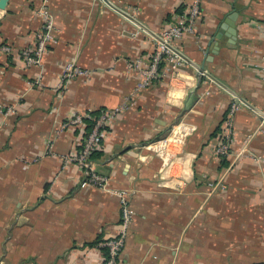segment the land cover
Returning a JSON list of instances; mask_svg holds the SVG:
<instances>
[{
    "label": "crops",
    "instance_id": "obj_1",
    "mask_svg": "<svg viewBox=\"0 0 264 264\" xmlns=\"http://www.w3.org/2000/svg\"><path fill=\"white\" fill-rule=\"evenodd\" d=\"M191 1L109 0L157 35ZM40 3L0 0V106L13 107L0 116V264H102L100 242L120 231L119 199L81 185L86 173L63 156L79 151L90 123H65L131 94L155 38L104 0H49L52 39L28 65ZM198 3L194 33L171 45L264 113V0ZM71 61L90 73L60 87ZM133 102L92 155L110 188L132 191L120 264H264V117L188 62ZM233 103V141L220 156Z\"/></svg>",
    "mask_w": 264,
    "mask_h": 264
},
{
    "label": "built area",
    "instance_id": "obj_2",
    "mask_svg": "<svg viewBox=\"0 0 264 264\" xmlns=\"http://www.w3.org/2000/svg\"><path fill=\"white\" fill-rule=\"evenodd\" d=\"M36 13L41 19L39 30L36 34V44L33 50L23 52L24 62L28 65H39L41 57L46 50L47 43L52 39L54 31L53 14L49 6V0H41L36 8ZM198 0H192L188 11L180 15L178 23L167 27L159 36L162 41L155 40V47L146 66L135 64V68L140 74V80L136 83L131 94L112 107H105L98 110L97 115L90 113H72L65 124H81L85 120H90L92 125L84 135L79 151L73 156H63L64 161H75L86 173V180L82 186L93 185L97 188L116 195L120 205V231L113 237L106 239L100 244L106 248V255L102 264H120V255L124 246L128 227L134 217V210L131 203L132 191L124 188L113 189L108 186L110 179L106 175L96 172L92 155L100 150L103 137L113 120L121 113L134 106L133 95L157 82L162 77L168 75L172 78L185 64V61L167 46L171 41L180 39L185 33H194L196 20L200 16ZM264 74V65H260ZM89 70L81 68L74 61L65 64L58 78V86L66 85L75 78L88 76ZM30 85H41L39 78L31 81ZM237 104L233 103L226 118L223 121L221 139L216 148L220 156L228 154L230 145L233 141V116L237 110ZM13 110L11 105L0 106V116L7 117ZM242 154V153H240ZM213 187V185L211 184Z\"/></svg>",
    "mask_w": 264,
    "mask_h": 264
},
{
    "label": "water",
    "instance_id": "obj_3",
    "mask_svg": "<svg viewBox=\"0 0 264 264\" xmlns=\"http://www.w3.org/2000/svg\"><path fill=\"white\" fill-rule=\"evenodd\" d=\"M110 7H112L114 10H116L117 12H119L120 14H122L123 16H125L126 18H128L129 20H131L133 23H135L139 28L143 29L144 31H146L147 33H149L151 36H153L155 39L157 40H161L160 36L157 34L152 33L148 28H146L144 25H142L140 22H138L136 19H134L132 16H130L129 14H127L126 12H124L123 10L119 9L118 7H116L114 4H112L111 2H109V0H104ZM235 14H233L229 19H226V23L229 24L230 26V34H231V38H235V28H234V20H235ZM167 46L172 49L178 56H180L185 62L190 63L192 66H194L198 72L202 75H206L208 76L211 80H213L214 82H216L217 84H219L220 86H222L224 89H226L227 91H229L235 98H237L238 100H240L242 103L246 104L247 106H249L251 109H253L254 111H256L257 113H259L261 116L264 117V113L261 112L259 109H257L256 107H254L253 105H251L249 102H247L244 98L238 96L235 92H233L231 89H229L227 86H225L222 82H220L219 80H217L215 77H213L211 74H209L208 72H206L204 70V68L202 66H199L193 62H191L188 58H186L182 53H180L177 49H175L170 43H167Z\"/></svg>",
    "mask_w": 264,
    "mask_h": 264
},
{
    "label": "trees",
    "instance_id": "obj_4",
    "mask_svg": "<svg viewBox=\"0 0 264 264\" xmlns=\"http://www.w3.org/2000/svg\"><path fill=\"white\" fill-rule=\"evenodd\" d=\"M93 116H95V115H93ZM85 122H88V123H90V127H91V125H92V122H91L90 120H85ZM90 127H89L87 130H89V129H90Z\"/></svg>",
    "mask_w": 264,
    "mask_h": 264
}]
</instances>
